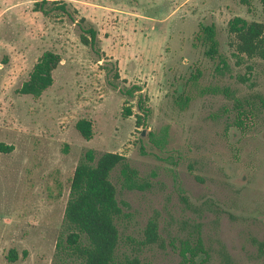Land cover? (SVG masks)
I'll return each instance as SVG.
<instances>
[{"label": "rangeland", "instance_id": "obj_1", "mask_svg": "<svg viewBox=\"0 0 264 264\" xmlns=\"http://www.w3.org/2000/svg\"><path fill=\"white\" fill-rule=\"evenodd\" d=\"M65 1L74 19L0 0V142L13 146L0 152V264H81L57 243L88 149L117 152L135 170L132 186L119 166L110 175L122 208L116 264H264V58L238 53L228 31L235 16L264 23L260 1ZM82 17L98 52L80 40ZM202 24L215 25L220 57L196 43ZM46 50L61 57L53 84L39 97L18 93ZM132 85L140 91L126 95ZM140 94L150 114L139 124ZM236 99L252 107L243 131L232 124ZM81 118L92 121L89 140Z\"/></svg>", "mask_w": 264, "mask_h": 264}, {"label": "trees", "instance_id": "obj_2", "mask_svg": "<svg viewBox=\"0 0 264 264\" xmlns=\"http://www.w3.org/2000/svg\"><path fill=\"white\" fill-rule=\"evenodd\" d=\"M252 0H240L244 5H251ZM264 10V0H259ZM65 0H35L34 10L49 16L54 11L66 13L74 19L72 12L67 7ZM80 40L98 52V32L92 24H84L85 18H81ZM228 31L237 38V52L251 56L258 55L264 58V23L247 21L235 16L228 23ZM214 24H202L195 40L205 47V54L210 58L220 57L218 40ZM61 60L58 53L46 50L34 63L28 78L17 89L20 94L39 97L54 82L53 71ZM225 63L224 60H221ZM114 77L119 78L115 71ZM113 84V82H110ZM113 86H115L113 84ZM126 95L132 96L140 91V86L132 85L122 90ZM264 103V97H259ZM140 114H137L138 122L145 123L150 114V108L145 106L140 94L137 102ZM235 109L239 111H252V107L245 106L239 99L235 100ZM131 108L125 106L123 115H130ZM75 127L84 139L93 137V124L90 119L81 118L75 123ZM12 145L0 142V152H10ZM119 166L123 175L124 184L132 186L135 181V170L125 160V157L117 152H104L98 158L92 149H88L72 174L70 181L69 197L64 210V220L67 233L64 241L59 239L57 245L66 248V251L76 256L81 264H116V250L119 243V230L116 220L122 214V208L117 198L116 187L110 179L112 170ZM149 237L155 238L156 224L151 223L146 229ZM63 241V243H62ZM65 243V245H64ZM260 250L264 253V241L259 243ZM203 247L200 243L193 247H186V255L193 260ZM184 253V252H183ZM14 250L9 252V260H15ZM135 263V262H134ZM133 263V264H134Z\"/></svg>", "mask_w": 264, "mask_h": 264}, {"label": "flooded vegetation", "instance_id": "obj_3", "mask_svg": "<svg viewBox=\"0 0 264 264\" xmlns=\"http://www.w3.org/2000/svg\"><path fill=\"white\" fill-rule=\"evenodd\" d=\"M205 53V50H204ZM206 55V54H205ZM209 57V56H208ZM253 113L250 111H236V116L232 121V124L243 131L246 126L249 124V121L252 119Z\"/></svg>", "mask_w": 264, "mask_h": 264}]
</instances>
